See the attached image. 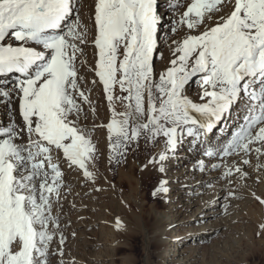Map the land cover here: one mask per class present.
<instances>
[{
    "label": "snow or ice",
    "instance_id": "obj_1",
    "mask_svg": "<svg viewBox=\"0 0 264 264\" xmlns=\"http://www.w3.org/2000/svg\"><path fill=\"white\" fill-rule=\"evenodd\" d=\"M77 3L0 0V78L7 81L0 85V105L10 114L0 125V264H48L60 231L53 210L65 187L61 156L86 181L96 179L89 168L96 147L79 123L92 101L81 88L76 63L88 37ZM225 7L229 11L221 14ZM214 15L219 21L199 31ZM180 26L190 34L172 41L175 58L156 79L154 53L165 27L157 0H95V75L111 110L103 125L110 162L119 163L141 138L157 143L163 138V173L168 153L185 136L197 146L210 143L208 133L235 107L245 113L243 123L226 144L208 147L204 155L236 157L238 162L212 168L223 166L230 183L247 179L244 165L250 160L240 158L252 152L264 156V0H192L170 31ZM9 39L15 43H6ZM193 78L201 102L187 95ZM198 166L203 170L204 160ZM166 183L160 181L157 192L167 194ZM64 242L60 232L61 257Z\"/></svg>",
    "mask_w": 264,
    "mask_h": 264
},
{
    "label": "rangeland",
    "instance_id": "obj_2",
    "mask_svg": "<svg viewBox=\"0 0 264 264\" xmlns=\"http://www.w3.org/2000/svg\"><path fill=\"white\" fill-rule=\"evenodd\" d=\"M191 2L192 0H184L179 7L174 8L173 21L180 18V15ZM94 7L95 0H80L77 3L81 23L88 28V37L87 42L80 45L83 54H78L76 63L79 76L83 78L81 88L83 91H87L86 93L92 103L94 106L96 105L95 111H91L93 115L87 110V104L84 105V113L89 119H92L91 123L87 125L92 126L91 132L97 136L96 140L92 142L96 147H99L96 149L95 158L90 161L89 165L90 170H94L96 179L94 182L92 180L86 181L79 169L71 168L68 171L64 168L68 163L61 162L65 187L62 189L59 203L53 210V214L59 216L60 231L57 232L50 245V253L52 254L48 257V264H61V260L64 264H156V251L163 248L164 245L160 246L159 242L154 241V236H151L149 231L152 230L151 223L155 219L154 216L159 214L157 212L164 213L167 208L161 203L159 197L154 195L150 198L142 197L140 195L142 190L138 188L139 168L152 155L155 142L150 141V149L145 155L141 154V158L140 153L135 152V144H133L119 163H115L114 160L110 162L111 149L105 148L107 145L102 130L106 128L103 125L108 123L106 120L111 116V110L108 104L103 105V101L106 99L103 85L96 80L92 72L97 59H95L96 49L92 42ZM228 11L229 8L225 7L221 14H226ZM218 21L219 15H214L211 20H207L206 24L201 26L199 31H203L205 26H214L215 22ZM182 34L183 36H181ZM187 34L190 33L186 26H180L176 32L171 31V36H175L176 40H182ZM161 48L162 52H159L157 56L156 51L153 59L156 79L159 78L157 73L161 64L168 63L171 66V60L175 58L169 49ZM87 79L93 81L91 85L93 87H89L88 90L85 88L89 83ZM197 79L193 78V81L189 83L190 87L186 88L188 96H196L201 91L199 83L196 82ZM101 108L103 114L100 112ZM237 119L233 120L229 127L228 125L223 127V131L219 132L221 136H218V130L222 128L223 123L222 125L221 123L217 124L209 133H217V138H219L217 144L223 141L220 144L224 145L225 137L233 129L235 132L243 123V120L240 123ZM235 124L237 125L236 128H234ZM159 139L162 140L163 138ZM209 139L210 137H208V141ZM211 146V142L206 143V145L199 144L198 155L200 158L197 159V163L204 160V169H207L208 173H210V161L211 164L214 161L217 162L216 164H232V157L221 160L220 157L205 156V150ZM254 147H261V145L257 143ZM61 159L63 161L62 156ZM234 159L233 162H238L236 157ZM240 159L250 160V163L244 165V168L251 171L248 173L249 177L257 174V177L254 178L255 183L254 180L251 182L250 178H233L230 183L229 178L223 175L225 171L223 166L214 168L215 175L210 178L209 182H204L203 193H201L203 196H206V193L217 191L220 187L222 190L218 194L222 192L224 194L219 196L221 202L217 206L221 212L213 220L219 225L214 232L208 233L205 239L200 240V243L198 241L194 243L199 249H197L198 253H200L199 260L194 264H264V227H262L264 226V205L256 199V197L264 199L262 192L264 178L258 176L262 174L264 177V156L258 157L257 153L252 152L249 156ZM195 170L202 171L199 166ZM148 184L147 189L151 186L150 183ZM229 192H234L235 196L230 197ZM233 202L238 205L241 204L239 210L228 211ZM235 214L236 216H233ZM117 220L120 221L119 227H117ZM206 221L202 223L193 221L187 224V227L193 226L194 223L197 226L205 225ZM182 229L185 227L176 228L173 231ZM60 232L65 237L62 257L58 254L61 247L59 244ZM173 243L175 241L172 240L169 245L165 246L168 254L175 251L172 250L174 248ZM190 243L191 241H189ZM165 264H170L168 257Z\"/></svg>",
    "mask_w": 264,
    "mask_h": 264
},
{
    "label": "bare ground",
    "instance_id": "obj_3",
    "mask_svg": "<svg viewBox=\"0 0 264 264\" xmlns=\"http://www.w3.org/2000/svg\"><path fill=\"white\" fill-rule=\"evenodd\" d=\"M78 2H80V0H78ZM177 2L180 5L181 3L184 2V0H158V4H157L158 14H162L165 27L163 29H160L158 32L159 38H158L157 56L159 55V52H162L161 47H165L169 49L170 52L173 53L174 45L172 44V41L176 39L174 38L175 36L173 37L171 36L170 29L173 24L174 8H176L174 7V5H176ZM181 36H183V34ZM8 41H10L9 43H15L11 39L7 40L6 42ZM96 58L97 56L95 54V59ZM167 67H169L168 63L163 65L161 64V67L158 68L157 74L163 72ZM6 82L7 81L4 78H0V85H4L6 84ZM88 82H87L88 83L87 87L85 86L87 90L93 87L91 86L93 81L88 80ZM189 87L190 84H188L186 88ZM199 93L196 96H189V98L193 99L196 102H200V96L202 92L200 91ZM117 94H120L119 89H117ZM106 104H108L107 99H104L103 105ZM87 106H88L87 110L90 111V113L92 111V108L94 109L96 108L95 107L96 105L94 106L93 103L91 107L88 104ZM117 110L118 111L123 110L122 105H120L119 103H117ZM238 110L239 108L234 107L231 115L230 116L226 115V118L223 121V125L221 129H223V127H225L226 125H228L229 127L231 125V122H233V120H236V118H238L237 119L238 122L240 123L242 122L245 113L242 111V108L241 110L239 111ZM100 112L103 114L102 108ZM9 115L10 114L7 112V110L4 109L2 105H0V125H6L9 122ZM14 119L19 120V116L18 115L15 116ZM110 119L111 116L107 118L106 122H109ZM91 121L92 119H89V117H87L86 114L83 112L80 117L79 123L81 124L82 127L88 130V135L91 136L92 141H95L97 136H95L94 133L91 132L90 128L92 126L87 125L90 124ZM236 127L237 125L235 124L234 128ZM221 129L218 130V136H221L219 134V132H221ZM102 131L104 133V137L107 145L105 146V148L110 149L107 129L104 128V130ZM233 131L234 129L231 131L232 134ZM231 133L225 137L224 144H226V142L230 140ZM208 137H210L209 141L211 140L210 142L212 146L213 145L223 146V144H220L223 141L218 144L216 143L217 140L219 139L217 138L216 132L212 134L208 133L207 140ZM158 141H159L158 143L157 142L154 143L152 155L148 157L146 161H144V163L140 166L139 175H138V179H139L138 188L142 190V193L140 195L142 197L150 198L152 195H154L153 193L156 192L154 196L159 197L161 203L167 208L164 213L157 212L160 215L156 214L154 216L155 219L151 223L152 230L149 231L150 235L154 236V241L159 242L160 246L164 245L163 248L161 249L159 248L156 251L155 254L156 264H165L167 257L169 258L170 264H194L195 262H197V260H199L198 256L200 255V253H198L197 251L198 247L196 246V244H194L195 241H198V243H200V240L205 239L206 238L205 236L208 233L214 232V230L219 225L218 222H215L213 220L216 219L217 215L221 212L220 209H217V206L221 202V200H219V196H222L224 194L223 192L218 194L219 192H221L222 187H220L217 191L213 193H208V194L206 193V196L205 195L203 196L201 194L203 193L204 182H209L210 178L215 175L214 168H212V164H216L217 162L215 163L214 161L212 164L211 161L209 162L210 173H208L207 169H204L199 172L196 171L195 169L198 168L197 159L199 157L198 155L199 146L192 144L191 138L185 136L183 142L178 146L177 150L174 153L172 152L168 153L169 158L164 162L165 171L162 173L159 171V154L162 151H164V140L159 139ZM149 142L150 141L146 142L143 138H141L138 145L135 144V149L134 148L133 149L135 150V152L140 153V158H141V154L145 155V153H147V150L150 149L151 142L150 143ZM97 148L99 147H96V149ZM234 158L235 157L231 158L232 163L233 161H235ZM153 160L156 161L155 164L151 162ZM61 162H65V161H62L61 159ZM64 168L68 169V171L71 170L69 165L65 166ZM245 171H247V173H251L250 170H245ZM81 173L82 170H80V174ZM255 176L257 177V174H254L253 177H249L251 182L252 180H254L255 183V179H254L256 178ZM258 176L260 178H264L262 174ZM129 180H131V178H129ZM162 180L167 182L165 185L166 187L169 188V192L167 194L157 192V189L160 187V181ZM148 183H150L151 185L149 189L146 188ZM262 192L264 194V188H262ZM239 205L233 202V205L230 206L228 211L239 210ZM233 216H236V214ZM193 221L197 223H202L206 221L205 222L206 224L197 226L194 225L195 224L194 223L193 226L191 225L187 227V224H190ZM182 227L183 228L185 227V229L179 231L176 230V232L173 231L176 228L178 229ZM172 240L175 241V243L172 244L174 246L172 250L175 251L168 254V252L166 251L167 247L165 248V246L169 245V242ZM189 241L193 243L189 244Z\"/></svg>",
    "mask_w": 264,
    "mask_h": 264
}]
</instances>
